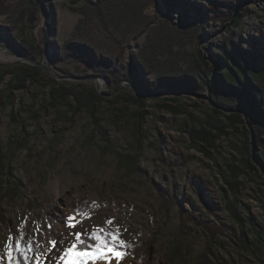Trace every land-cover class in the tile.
<instances>
[{
	"label": "rangeland",
	"instance_id": "374dc122",
	"mask_svg": "<svg viewBox=\"0 0 264 264\" xmlns=\"http://www.w3.org/2000/svg\"><path fill=\"white\" fill-rule=\"evenodd\" d=\"M27 1L7 0L0 14V48L12 55L0 60V243L25 220L28 234L41 222L34 247L46 242L66 232L58 221L79 207L92 214L89 229L108 219L120 227L130 245L121 264H264V161L247 115L233 124L232 110L212 111L206 90L164 83L200 58L214 65L229 37L264 52V0H180L172 11L161 0H41L33 20ZM231 10L239 20L225 22ZM2 45L31 47L28 58L50 70ZM18 64L41 74L16 88ZM91 89L101 98H89ZM137 96L142 104L126 99ZM201 127L216 135L212 143L192 141ZM29 256L28 264L45 257Z\"/></svg>",
	"mask_w": 264,
	"mask_h": 264
},
{
	"label": "trees",
	"instance_id": "16d2710c",
	"mask_svg": "<svg viewBox=\"0 0 264 264\" xmlns=\"http://www.w3.org/2000/svg\"><path fill=\"white\" fill-rule=\"evenodd\" d=\"M40 1L41 0L27 1L25 12L29 20H33L36 17V12L40 7ZM161 1L169 11H172L174 6L180 2V0ZM244 1L245 0H238V6H241ZM7 6V0H0V14L7 11ZM47 7V4L44 5V9L46 11L48 10ZM210 10L219 14V7H211ZM233 13V10L223 13L222 19L225 22L230 19L239 20V18L236 17V15H233ZM252 46L254 47L250 46L248 49L244 48L237 40L234 41L231 37H229L225 39L219 47H217V53L213 55L214 65H208L200 58L199 62L203 65L199 64L195 69H191L190 72L185 71L178 75V77H173L171 79L167 78L164 83L170 90H206L216 105V107L212 108V111L215 114H221L222 111L220 108L232 110V112L227 114L226 118H228V120L233 124L235 122H240L241 114L245 113L248 117L250 128L255 137V144L260 149V151L256 154V157L259 160L261 159L264 161V52L258 51L257 48H255L256 45ZM71 48L72 44L71 46L66 47L62 54L65 55L66 51ZM17 49L23 55L33 59L35 58L31 47ZM57 59L63 60L60 55L57 56ZM88 61V63L92 65V68H94L97 72H100V74H104L103 71L99 69L98 65H96L98 63H94L91 60ZM204 66H206V68H204ZM14 67L15 69L11 73V78L15 82L16 88H22L25 81L32 77L40 76L41 74V68L30 66L28 64H18ZM128 71L131 72V69L129 68ZM110 75L113 77L112 80L115 82L120 76L115 72H112ZM3 76L4 74H1L0 78ZM104 76L107 78L109 75ZM108 78H110V76ZM127 79L133 82V84L146 95L150 94L153 90L149 89L133 74L127 75ZM68 91L69 88H62L59 90V92H61V96L64 98L66 97V93ZM89 98L93 100L101 97L95 89H91ZM76 99L78 101L80 100L78 96H76ZM126 99L131 101L133 100L139 104L144 102V99L140 96L135 98L126 97ZM212 124L213 123H211L209 127L218 128ZM244 132L246 137L248 132L246 129ZM215 136L216 135H213L211 129L208 127L191 130V138L194 143H197L199 140L206 143H212ZM196 147L201 149L198 144H196ZM135 160V158H132L126 162L131 170L137 169ZM233 215L236 221L243 226L244 219H242L238 213L234 212ZM189 217L195 219L193 214ZM250 222L255 226L253 221ZM239 238L242 244H248L244 234L239 236Z\"/></svg>",
	"mask_w": 264,
	"mask_h": 264
},
{
	"label": "snow or ice",
	"instance_id": "6c2138e0",
	"mask_svg": "<svg viewBox=\"0 0 264 264\" xmlns=\"http://www.w3.org/2000/svg\"><path fill=\"white\" fill-rule=\"evenodd\" d=\"M91 219L89 211L77 207L74 214L58 221L66 226L65 233L53 236L35 247L36 235L42 234L41 222H33L34 232L28 234L24 231L25 220L18 226V234L10 232L7 239L0 243V259H6L7 264H21V261L28 264L32 258L29 253H35L37 261L41 255H45L52 264H69L70 259L72 264H112L113 261L121 264L128 255L130 245L122 239L120 227H107L114 223L108 219L101 225L92 224L89 229L85 222ZM51 227L49 221V230ZM74 253L76 255L73 258Z\"/></svg>",
	"mask_w": 264,
	"mask_h": 264
},
{
	"label": "water",
	"instance_id": "95a60500",
	"mask_svg": "<svg viewBox=\"0 0 264 264\" xmlns=\"http://www.w3.org/2000/svg\"><path fill=\"white\" fill-rule=\"evenodd\" d=\"M1 47L4 48V49H6V50H9V49H10V48H8V47L5 46V45H2ZM10 50H12L17 56H19V57L22 58L23 60H26L27 62H30V63L35 64V65H39L40 67H43L44 69H46V70H48V71L50 70V69H49L47 66H45L43 63L35 62V61L31 60L30 58H28L27 56H25V55L21 54L20 52H18L17 50H14V49H10ZM91 78H93V79H95V80L97 79L96 77H91ZM119 84H125V85H128V86H130V87L136 89L132 84H130V83H128V82L120 81ZM98 88H99V87H98Z\"/></svg>",
	"mask_w": 264,
	"mask_h": 264
},
{
	"label": "bare ground",
	"instance_id": "6f19581e",
	"mask_svg": "<svg viewBox=\"0 0 264 264\" xmlns=\"http://www.w3.org/2000/svg\"><path fill=\"white\" fill-rule=\"evenodd\" d=\"M11 59H12V55H9L6 51L0 48V60H11ZM75 255L76 254L74 253L73 258L75 257ZM69 261H70L69 264H72V260L70 259ZM38 264H52V261L45 256ZM112 264H115V261H113Z\"/></svg>",
	"mask_w": 264,
	"mask_h": 264
}]
</instances>
